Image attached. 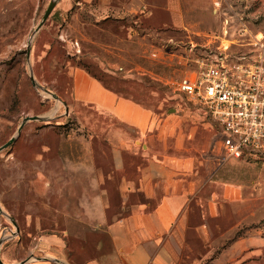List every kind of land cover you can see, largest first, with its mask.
<instances>
[{
  "label": "rangeland",
  "instance_id": "obj_1",
  "mask_svg": "<svg viewBox=\"0 0 264 264\" xmlns=\"http://www.w3.org/2000/svg\"><path fill=\"white\" fill-rule=\"evenodd\" d=\"M183 2L186 20L203 22L192 38L163 29L165 16L156 13L132 30H122V21L112 17L98 23L99 0H0V148L15 139L0 152V248L12 259L19 258L20 243L35 236L68 231L65 239L74 247L95 240L92 222L81 220L85 190L71 186L83 174L72 164L84 160L83 136L95 131L82 127L81 114L67 115L61 97L69 91L68 66L86 69L125 96L134 88L132 95L157 116L173 119L171 132L187 145L190 134L204 149L220 139V127L206 110L169 82L198 71L202 62L264 66V0ZM37 116L42 120L28 121L19 134L24 120ZM92 142L94 163L110 167L111 146L96 136ZM176 142L174 137L169 143ZM226 166L227 180L244 192L245 201L234 209L264 237V155L246 154ZM245 264H264V253Z\"/></svg>",
  "mask_w": 264,
  "mask_h": 264
},
{
  "label": "crops",
  "instance_id": "obj_2",
  "mask_svg": "<svg viewBox=\"0 0 264 264\" xmlns=\"http://www.w3.org/2000/svg\"><path fill=\"white\" fill-rule=\"evenodd\" d=\"M183 5V0H99L97 21L112 17L122 21V30H132L156 13L165 16L163 29L192 38L203 22L187 21ZM66 74L69 91L61 99L67 115L81 114L82 127L95 131L83 136L84 160L72 162L83 174L71 185L85 190L81 220L92 222L95 240L74 247L65 239L68 231L35 236L20 243L17 260L1 247L3 264H245L264 253L262 232L246 226L249 217L234 209L245 201L244 192L227 180L229 166L213 149L219 140L204 149L190 134L187 145L171 132L173 119L157 116L132 95L134 88L122 95L78 66H68ZM95 136L111 146L110 167L93 161ZM174 137L177 142L170 144Z\"/></svg>",
  "mask_w": 264,
  "mask_h": 264
},
{
  "label": "built area",
  "instance_id": "obj_3",
  "mask_svg": "<svg viewBox=\"0 0 264 264\" xmlns=\"http://www.w3.org/2000/svg\"><path fill=\"white\" fill-rule=\"evenodd\" d=\"M169 83L220 126L221 137L213 149L222 164L246 154L264 155L263 65L202 62L193 76Z\"/></svg>",
  "mask_w": 264,
  "mask_h": 264
},
{
  "label": "water",
  "instance_id": "obj_4",
  "mask_svg": "<svg viewBox=\"0 0 264 264\" xmlns=\"http://www.w3.org/2000/svg\"><path fill=\"white\" fill-rule=\"evenodd\" d=\"M55 6H56V3H55V2H53V3L50 4L48 10H47L46 13H45V16H44V18H43L42 23L38 26V28H37V30H36V33H38V32L40 31V29L42 28V26L44 25V23L48 20L49 16L51 15L52 11L54 10ZM32 80H33V82H34V84H35V81H34L33 78H32ZM41 120H42V118H41V117H38V116H37V117H29V118H26V119L24 120L22 126H21L20 129H19V134L21 133V131H22V129H23L25 123H27L28 121H41ZM14 141H15V139H11L8 143H6L4 146H2V147L0 148V152H2L4 149L10 147V146L14 143ZM1 211H2V210H1V207H0V212H1ZM0 264H3L2 260H0Z\"/></svg>",
  "mask_w": 264,
  "mask_h": 264
},
{
  "label": "trees",
  "instance_id": "obj_5",
  "mask_svg": "<svg viewBox=\"0 0 264 264\" xmlns=\"http://www.w3.org/2000/svg\"><path fill=\"white\" fill-rule=\"evenodd\" d=\"M79 67V66H78ZM86 70V69H85ZM89 72V71H88ZM90 73V72H89ZM91 75H93L92 73H90ZM94 77H96L97 79H99V80H101V81H103L102 79H100V78H98L97 76H95V75H93ZM105 82V81H104ZM105 83H107V82H105ZM220 127V126H219ZM218 132H219V134H220V136H221V128H220V130H218Z\"/></svg>",
  "mask_w": 264,
  "mask_h": 264
}]
</instances>
